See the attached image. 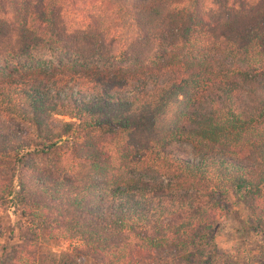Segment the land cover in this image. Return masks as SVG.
Instances as JSON below:
<instances>
[{
	"label": "trees",
	"instance_id": "16d2710c",
	"mask_svg": "<svg viewBox=\"0 0 264 264\" xmlns=\"http://www.w3.org/2000/svg\"><path fill=\"white\" fill-rule=\"evenodd\" d=\"M0 61V205L26 243L0 264H34L30 237L215 264L229 195L264 250V0H0Z\"/></svg>",
	"mask_w": 264,
	"mask_h": 264
},
{
	"label": "rangeland",
	"instance_id": "374dc122",
	"mask_svg": "<svg viewBox=\"0 0 264 264\" xmlns=\"http://www.w3.org/2000/svg\"><path fill=\"white\" fill-rule=\"evenodd\" d=\"M36 56L39 60L36 59V62H32L28 68L36 67L37 61L39 68L45 66L47 69L51 65L50 62L54 63L45 51H41ZM195 56L197 54L193 52L191 57ZM26 63V66L29 65V61ZM6 70L8 65L0 61V76L5 74ZM172 147L179 149L184 155L189 157L192 155L187 144L176 142ZM33 157L32 160L39 166L48 164L49 160L45 155L41 156L40 153L34 152ZM229 196L227 212L217 219L214 225L215 264H264L263 236L245 227L242 207L231 195ZM24 224L18 208H8L7 204L0 205V262H7L14 247L25 246L26 243L19 240L20 236H24L20 232ZM25 240L27 245L33 246L30 253L34 258V264H99L84 251L76 250L68 241H53L46 237L32 239L30 237ZM171 257V251H162L145 258L143 264H167L168 258Z\"/></svg>",
	"mask_w": 264,
	"mask_h": 264
}]
</instances>
